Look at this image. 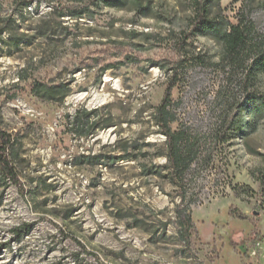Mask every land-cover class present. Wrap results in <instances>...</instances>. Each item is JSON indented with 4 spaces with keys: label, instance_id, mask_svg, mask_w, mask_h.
Here are the masks:
<instances>
[{
    "label": "rangeland",
    "instance_id": "374dc122",
    "mask_svg": "<svg viewBox=\"0 0 264 264\" xmlns=\"http://www.w3.org/2000/svg\"><path fill=\"white\" fill-rule=\"evenodd\" d=\"M201 5L248 30L240 64L193 33ZM0 37V133L21 184L1 180L0 264H264V117L250 106L264 71L248 69L264 0H0ZM33 79L69 94L42 101ZM168 85V126L195 151L181 182L156 118ZM84 111L97 127L81 134Z\"/></svg>",
    "mask_w": 264,
    "mask_h": 264
},
{
    "label": "trees",
    "instance_id": "16d2710c",
    "mask_svg": "<svg viewBox=\"0 0 264 264\" xmlns=\"http://www.w3.org/2000/svg\"><path fill=\"white\" fill-rule=\"evenodd\" d=\"M103 4L108 6H115L121 4V0H100ZM194 25L192 27L193 33H197L204 36H210L214 40L221 41L224 44L225 56L228 57L231 62L235 64H240L244 53H247L248 48V33L247 29L241 27L240 25H230L227 29H223L220 21L209 19V11L207 6L201 5L196 13ZM72 16H78L75 13H71ZM19 39L16 40V43ZM4 44L2 38L0 37V44ZM252 50V49H251ZM250 50V51H251ZM248 69L251 75L255 76L256 71H264V48H260L256 51V55ZM171 80V75L168 81ZM31 89L35 96L45 102H63L66 96L69 94V84L68 83H58V84H48L39 80L31 81ZM171 104V85L166 86L164 95L161 103L157 106V121L162 126V132L166 135V145H167V158L169 163H171V173L180 182L183 181L184 174L190 169L191 164L194 161L195 151L193 144L187 141L185 145V135L181 131H171L168 124L172 120L171 113L169 111V106ZM250 106L252 107V117L260 119L264 117V94H252L250 95ZM95 111H84L83 115L85 119L83 120L82 115H78L74 118V125L82 120L88 128L84 130L81 134L88 133L93 127H97V122L91 117ZM91 118V119H90ZM0 139L3 145L0 147V185L1 180L9 181L14 185L21 187L20 177L17 169L13 165L9 157V148L12 145L10 139L5 135V133H0ZM99 158L98 155L94 157H86V161H92V159ZM181 227L183 229V236H185L188 230L192 227V223L188 216L182 217ZM187 235L185 236L187 240ZM75 240V239H74ZM76 243L86 251L84 245L79 244L77 240ZM103 264V263H100Z\"/></svg>",
    "mask_w": 264,
    "mask_h": 264
}]
</instances>
